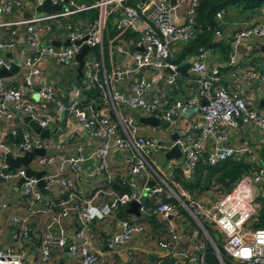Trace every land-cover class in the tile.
<instances>
[{"label": "built area", "instance_id": "obj_1", "mask_svg": "<svg viewBox=\"0 0 264 264\" xmlns=\"http://www.w3.org/2000/svg\"><path fill=\"white\" fill-rule=\"evenodd\" d=\"M43 1L0 0V15L5 16L0 18V28H10L0 36V67L9 68L12 62L18 65L17 71L0 77V149H9L5 145L8 134L19 135L20 150H45L29 162L32 169L55 166L41 176L44 188L51 190L47 197L37 184L39 178L26 176L22 165L4 174L5 179L24 176L20 194L28 199L29 208L49 214L40 237V262L52 261L53 247H67L73 264H98L91 223L114 219L110 246L141 236L145 232L142 221L115 215L118 206L136 200L143 213L152 201L153 212L165 222L166 234L154 242L166 251L167 264H264V226L254 225L259 196L264 193V162L259 161L255 146H235L229 140L231 131L247 124L264 131V105L255 106L250 101L256 80L262 83L264 97V62L261 70L252 65L240 68L237 57L244 39L264 38V18L239 25L227 37L226 65L232 89L220 81L218 67L207 65L212 48L200 45L186 59L199 90L167 103L164 93L175 86L176 68L186 61L178 63L174 57L180 46L195 36L199 0H50L61 3V8L22 15L28 6L35 10ZM93 8L95 16L79 15ZM15 13L20 17L15 18ZM221 14L218 11L216 16ZM221 35V30L215 29V40ZM83 44L87 51L78 76L76 54ZM91 87L98 93L84 101L83 90ZM194 112L198 117L193 130L179 125L182 114ZM60 114L65 116L63 125L57 124ZM19 115L37 121L48 129V135L29 128L18 131L12 122ZM147 115L156 116L160 123H147L145 133L138 116ZM174 131L177 135L172 138ZM81 134L99 140L90 156L99 160L98 170L105 173L107 181L90 196L74 181L75 177L80 179L84 160L83 143L78 142ZM75 142L77 152L65 155L63 151ZM174 146L180 156L155 167L151 154H163ZM118 152L132 175H156L157 185L139 188L133 178L127 181L128 195L117 192L108 156ZM236 154H249L256 167L243 173L229 189H218L215 199L195 197L175 179L177 158L184 160L187 177L199 159L214 164ZM66 164L75 177L63 172ZM4 196L0 191V198ZM172 197L192 217L196 230L189 231L175 221L179 210ZM72 217L79 223L68 232L64 221ZM9 220L14 228L7 244L0 247V264H23L31 229L24 216L14 214ZM209 229L215 231L214 237ZM208 245L216 262L207 259Z\"/></svg>", "mask_w": 264, "mask_h": 264}, {"label": "crops", "instance_id": "obj_2", "mask_svg": "<svg viewBox=\"0 0 264 264\" xmlns=\"http://www.w3.org/2000/svg\"><path fill=\"white\" fill-rule=\"evenodd\" d=\"M36 11L32 7H27L26 10L22 12L23 16H29ZM221 16L217 17L219 21V29L222 32L220 40L228 43V35L235 30L239 25L255 22L264 18V4L255 8H244L242 5L234 3L229 5L226 9L221 10ZM13 17V14H12ZM15 18L20 17L19 13H15ZM1 19H4L3 14L0 15ZM9 27L0 28V36H4L9 32ZM8 56L9 53L6 52ZM237 57L240 68L244 65H252L255 69L261 70L264 62V38H247L244 39L237 50ZM227 56H224L220 48H213L210 56L207 58L208 67H218L219 73L221 76V82L232 89L234 87L232 77L229 73V66L226 65ZM189 72V75H184L180 72L176 74V84L172 89L164 93V98L167 103H171L177 97H186L189 94H195L199 90L197 83L193 80V74ZM257 87H259L258 96H256ZM262 83L260 81H255L253 84V90L251 92V102L255 106H260L261 90ZM128 111H131L128 109ZM198 117V113L182 114L179 119V125L185 126L188 130H193V124ZM65 120L64 114L59 115V120L57 124L63 125ZM1 123V122H0ZM146 122H143L142 128L145 130V133L148 132L146 128ZM12 125L17 127L18 131H21L24 128H29L28 125L20 119L18 116L12 122ZM59 131V130H58ZM15 137V139H14ZM13 138V139H12ZM79 141L83 143L82 154L84 155V160L82 161V172L79 174V178L75 177L74 172L71 169L69 164H66L63 168L64 173L73 174L74 181L76 186L82 187L88 196L92 195L99 187L105 184L106 178L105 173L98 170L99 160L90 156L91 151L99 145V140H90L86 138L84 134L79 135ZM19 135L8 134L5 145L9 150H12L14 154L21 152L18 147ZM229 140L235 146L241 145H253L256 148V154L259 157L260 162H264V131L259 128L247 124L241 128L235 129L230 132ZM76 144L71 143L69 148L63 151L65 155L75 154ZM162 154H151V159L155 162V167H159L162 162H165L166 159L162 160L160 157ZM249 154L246 155V158L249 160ZM110 163V175L112 181L116 179H122V181L136 179L138 187L153 185L148 183V180L155 179L156 182L158 177L156 175L145 178L143 175H132L123 161V156L121 153H111L108 156ZM253 162V161H252ZM178 167L184 168V160L177 158ZM3 154L0 149V166L3 165ZM256 166V163H255ZM47 172H51L55 169V166H47ZM254 169V168H252ZM251 170V169H250ZM184 172V171H183ZM190 175V173H189ZM188 175V176H189ZM187 176V177H188ZM18 178L15 179H4L0 182V191H2L5 196L0 198V247L7 244L10 239V233L14 228L9 220V217L14 214L24 216L27 218V222L31 229V237L27 248L24 250V258L28 261L27 264H44L40 262L39 254V245L40 237L42 232L45 230V227L49 220V214L47 212H33L29 208V201L26 197L20 194V183H18ZM123 181V182H124ZM178 183V182H177ZM22 184V183H21ZM179 184V183H178ZM179 186L184 189L180 184ZM176 188V186L174 185ZM178 188V187H177ZM215 185L211 188H208L206 192L201 194L200 199L208 201V199H215L216 192ZM47 197L51 195V192L44 193ZM97 203H100V199L96 200ZM43 202H39L42 204ZM129 203L126 206L127 218L131 220H136V215L133 212L128 210ZM186 211V210H185ZM117 217L118 215L115 214ZM175 221L178 224H182L185 228H188L189 231L196 230L198 228L197 224L193 221L192 217L186 211V213L179 212L174 216ZM161 220V219H160ZM145 224V232L141 236H134L125 244L120 246H110L109 245V236L115 230V223L113 218H107L105 220H95L91 223V231L94 234V239L92 241V249L95 250L98 256V264H162L169 263L170 259L167 256L165 250L160 249L155 244L154 240L163 237L166 233V230L159 234V230L149 221L143 220ZM78 220L75 217L67 218L64 221V227L68 232L73 231L74 228L78 225ZM155 227V228H154ZM189 242L187 241V246ZM53 259L47 264H73V259L68 253V248L64 247L62 249L58 247H53L52 249Z\"/></svg>", "mask_w": 264, "mask_h": 264}, {"label": "trees", "instance_id": "obj_3", "mask_svg": "<svg viewBox=\"0 0 264 264\" xmlns=\"http://www.w3.org/2000/svg\"><path fill=\"white\" fill-rule=\"evenodd\" d=\"M234 3L240 4L244 8L252 9L264 4V0H199L197 5L195 36L180 46L178 52L175 54L174 61L179 63L190 58V56L196 53L197 48L200 45L212 49L220 48L224 56H227L229 43H225L220 39L215 40L214 38V31L215 29H219L220 24L216 14L218 11L224 10ZM96 14L97 12L94 8L79 13L81 16H95ZM108 26L110 29H113V24L110 20ZM97 93L98 90L96 87L83 90V97H85L84 101L89 100L91 97L97 95ZM255 167V163L248 160L246 154L229 156L214 164L208 163L205 159H199L191 169L188 177L184 175L182 168L177 167L175 169V179L186 191L197 197L206 192L207 189L211 188L213 185L221 190L229 189L243 173ZM123 181L122 179H116L115 181H112V186L117 192L128 195L130 187L126 180ZM162 198L167 199L164 196ZM170 199L176 203L179 212L186 213L183 206H181L175 198L172 197ZM259 201L260 209L254 225L264 226V193L259 196ZM146 205L148 209L147 212H140L134 221H149L157 230H159V234H162V232L165 231V222L162 219L160 220L157 213L153 212L155 204L152 201H148ZM126 206L127 205L118 206L115 214H117L118 217L127 218ZM209 232L213 237L215 236V231L213 229H209ZM219 248L221 252H223L220 246ZM207 250L208 261L216 262L215 256L211 254L212 249L209 245Z\"/></svg>", "mask_w": 264, "mask_h": 264}, {"label": "water", "instance_id": "obj_4", "mask_svg": "<svg viewBox=\"0 0 264 264\" xmlns=\"http://www.w3.org/2000/svg\"><path fill=\"white\" fill-rule=\"evenodd\" d=\"M172 2L174 0H171ZM61 8V3H52L50 0H44L41 4H38L36 6V10H37V14H41L43 11H50V10H54V9H60ZM55 44H59V42L57 40L53 41ZM65 43H68V40L65 41ZM87 51V45L83 44L82 47L80 48V50L77 52L76 57L79 61L78 64V76L81 75V67L83 64V54ZM190 66V61L186 60L184 61L182 64H180L179 66H177L176 71L180 72L184 75H189L188 72V68ZM18 69V65L15 63H11L9 68L6 67H0V77L1 76H8L10 75L12 72L17 71ZM206 98L202 97V102H205ZM260 104L264 105V97L261 96L260 98ZM20 119H22L29 127H31V129H33L35 132H37L38 134H40L41 136H47L48 135V129L45 127H41L37 121L31 119L28 115H19L18 116ZM138 119L141 120L142 122H146V123H150V124H159L160 120L154 116V115H147V116H138ZM176 132L174 131L173 133H171V137L175 138L176 137ZM1 153L3 154V165L0 166V182H2L5 177L4 174L7 173L9 170L14 169L20 165H22L25 169V175L29 176V175H34L35 177H38V186L39 188L44 192H51V190H48L46 188H44V181L41 178L42 174H44L46 172V168H43L41 170H34L30 167L29 162L32 160V158L35 155H41L45 153L44 148L42 147H38V148H31L29 150H21L20 153L13 155L12 151L9 149H4L3 151H1ZM180 156V151L178 149L177 146L172 147L171 149L165 151L162 156L160 157L161 161L164 159H168V158H173V157H179ZM25 177L24 176H20L18 178V183H21L24 181ZM148 183L155 186L157 185V182L155 179H150L148 180ZM128 210L130 212L135 213L136 215L140 214L139 211V203L136 200H131L128 206ZM67 248V247H66Z\"/></svg>", "mask_w": 264, "mask_h": 264}, {"label": "rangeland", "instance_id": "obj_5", "mask_svg": "<svg viewBox=\"0 0 264 264\" xmlns=\"http://www.w3.org/2000/svg\"><path fill=\"white\" fill-rule=\"evenodd\" d=\"M31 10H32V7H31ZM75 17H77V15H75ZM258 90H259V87H257V92H258ZM260 93V91L256 94V96H258V94ZM29 127V126H28ZM29 129H31V127H29ZM216 192H217V189H216ZM216 192H214V194H216ZM196 197V196H195ZM199 198V197H198ZM22 262H23V264H27L28 263V261H26V259L24 258L23 260H22Z\"/></svg>", "mask_w": 264, "mask_h": 264}]
</instances>
